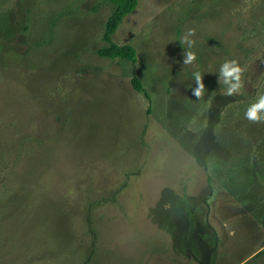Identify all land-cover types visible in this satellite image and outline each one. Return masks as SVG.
Instances as JSON below:
<instances>
[{"label":"rangeland","instance_id":"rangeland-1","mask_svg":"<svg viewBox=\"0 0 264 264\" xmlns=\"http://www.w3.org/2000/svg\"><path fill=\"white\" fill-rule=\"evenodd\" d=\"M111 10L0 0V264H264V185L194 159L214 122L228 161L257 134L264 0H138L111 36L135 63L97 54Z\"/></svg>","mask_w":264,"mask_h":264},{"label":"trees","instance_id":"trees-1","mask_svg":"<svg viewBox=\"0 0 264 264\" xmlns=\"http://www.w3.org/2000/svg\"><path fill=\"white\" fill-rule=\"evenodd\" d=\"M112 4V10L107 16L104 22V29L102 34V39L105 44L97 50V54L100 57L107 59L120 58L135 63L136 61V50L130 44H118L112 41L111 36L116 31L122 20L126 15L135 10L138 0H109ZM130 84L132 88L137 92H142L146 98H150L148 92L142 85V82L138 76L133 73L130 78ZM264 88V81L256 88V95L250 99L244 100H256L259 102L260 98L264 96L260 91ZM264 91V90H263ZM256 103V102H255ZM231 113V112H230ZM264 113V110H261ZM260 113H258V116ZM220 119V118H219ZM210 122V121H209ZM254 124L257 126V134L251 133L249 137H243L240 143V153L241 159L239 161H228L224 154H218V146L221 145L218 141L219 135L217 133L218 126L216 122L212 123L209 127V134L211 142L208 146H204L201 153L195 154V160L197 163L207 169L208 173L212 172V177H210V182L215 185H221L226 189L227 192L236 196L239 201H244L242 198L241 191L245 192V199L249 201L254 199V186H263L264 179L258 177V173L262 170L255 169V161H264V118L253 119ZM255 132V127H254ZM228 168L229 175H225L223 172L216 174L213 168ZM241 175L242 182L230 183L226 182L227 176H237ZM238 178V177H237ZM214 180L219 183L213 182ZM242 184V186H241ZM243 199V200H242ZM255 200V199H254Z\"/></svg>","mask_w":264,"mask_h":264},{"label":"clouds","instance_id":"clouds-1","mask_svg":"<svg viewBox=\"0 0 264 264\" xmlns=\"http://www.w3.org/2000/svg\"><path fill=\"white\" fill-rule=\"evenodd\" d=\"M194 57L192 56V54H188L185 62L189 63L191 62V60ZM239 72H240V68L238 66H229V64H225L224 65V74L226 76H232L233 74H236V79L239 80ZM197 80H199V76H197ZM200 87H203V85L201 84ZM233 89L238 88V84H233L232 86ZM232 89H229V91H231ZM200 91V88L196 89V94L198 95ZM261 110H264V96H262L259 100V102L254 103L246 112V116L249 119H257V118H264V113H261ZM258 113H260V115L258 116Z\"/></svg>","mask_w":264,"mask_h":264}]
</instances>
